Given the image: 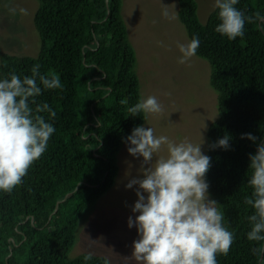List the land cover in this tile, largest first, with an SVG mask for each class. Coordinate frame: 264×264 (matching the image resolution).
Segmentation results:
<instances>
[{"label": "trees", "instance_id": "trees-1", "mask_svg": "<svg viewBox=\"0 0 264 264\" xmlns=\"http://www.w3.org/2000/svg\"><path fill=\"white\" fill-rule=\"evenodd\" d=\"M38 1L33 32L39 52H1L0 77L30 76L39 64L42 75L58 74L63 88L37 98L56 112L48 150L11 193L0 192V264H110L104 256L84 253L72 260L69 254L83 213L116 181L125 138L145 122L143 114L130 117L120 103L127 98L131 106L141 98L123 0ZM177 1L189 40L200 38L196 56L210 64L217 95L218 117L207 132L206 179L236 236L228 255L217 256L218 264H258L252 252L257 245L246 238L253 209L244 203L252 193L249 155L257 144L241 136L264 140V32L249 23L243 38L228 40L215 31L217 9L202 23L196 0ZM237 7L246 15L264 13V0H240ZM225 135L232 137L230 149L214 148Z\"/></svg>", "mask_w": 264, "mask_h": 264}, {"label": "clouds", "instance_id": "clouds-1", "mask_svg": "<svg viewBox=\"0 0 264 264\" xmlns=\"http://www.w3.org/2000/svg\"><path fill=\"white\" fill-rule=\"evenodd\" d=\"M240 0H214L220 23L215 31L234 41L243 38L245 25L256 24L264 32V13L246 15L237 5ZM168 6L163 15L169 16ZM27 15L26 8H11ZM163 46V42H160ZM201 41L193 36L188 43L178 44L180 64L197 54ZM30 76L12 72L0 77V192L11 193L27 176L29 169L46 153L49 141L56 132L51 122L55 110L48 103H38L44 90L62 89L58 74L42 75L35 64ZM170 95V93H169ZM127 106L130 117L161 114L162 103L155 95L141 97L128 106L127 98L120 100ZM35 106V107H33ZM43 113H47V118ZM128 116V117H129ZM202 137V135H201ZM232 137L225 135L213 147L230 149ZM257 144L249 155L251 177L247 184L252 189L244 203L253 209L247 217L250 230L248 241L258 264H264V140L251 133L242 134ZM124 142L130 156L141 159L136 177L130 178L126 189H133L137 200L131 208L133 216L128 228L137 230L129 260L134 264H218V255H228L235 242V232L225 225L220 203L212 199L206 174L211 157L204 154L202 145L185 137L175 141L167 135H157L153 127L137 126ZM165 153V154H162ZM91 259V255L85 257Z\"/></svg>", "mask_w": 264, "mask_h": 264}, {"label": "rangeland", "instance_id": "rangeland-1", "mask_svg": "<svg viewBox=\"0 0 264 264\" xmlns=\"http://www.w3.org/2000/svg\"><path fill=\"white\" fill-rule=\"evenodd\" d=\"M196 1L199 19L206 23L215 9L214 0ZM122 2L129 40L137 55L141 97L155 95L164 108L161 114L148 116L143 125L175 141L187 137L200 143L203 138L202 151L207 155L209 125L218 117L217 95L210 85L211 68L206 60L195 55L184 64L178 62V44L190 41L179 20L178 1ZM164 6H168V17L163 15ZM11 8H26L28 14H13ZM38 8V0H0V53L38 54L39 40L33 32V17ZM141 162L142 158L129 155L124 142L118 155L116 181L83 213L69 259L89 253L106 257L110 264H134L129 258L138 235L135 227L128 228V219L133 216L131 208L137 196L135 186L126 189V184L139 174Z\"/></svg>", "mask_w": 264, "mask_h": 264}]
</instances>
